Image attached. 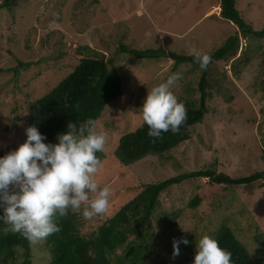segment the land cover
<instances>
[{
    "label": "rangeland",
    "instance_id": "rangeland-1",
    "mask_svg": "<svg viewBox=\"0 0 264 264\" xmlns=\"http://www.w3.org/2000/svg\"><path fill=\"white\" fill-rule=\"evenodd\" d=\"M216 3L218 0H0V158L26 142L32 120L30 105L65 79L84 55L96 54L90 57L107 61L111 71L126 74L123 95L106 106L98 122L108 143L96 179L101 187L108 185L113 191L109 210L92 220L77 213L75 226L80 235L95 230L147 183L202 168L230 177L264 173V40L258 42V50L243 40L232 24L220 18ZM235 6L254 30L264 28V0H235ZM235 32L238 52L244 50L243 55L234 71L229 64L224 66L229 79L224 91L208 101L210 113L189 128V140L163 158L150 156L122 167L114 151L122 135L144 123L139 110L147 91L179 72L182 78L172 92L176 95L184 83H190L191 94L200 70L185 64L173 69L172 62L163 58L139 61L122 53L120 47L162 49L184 56L195 51L209 54ZM195 196L201 203L188 212L186 206ZM179 210L187 215L179 227L191 238L185 245L191 252L202 235L213 236L224 223L254 259L264 256V174L247 186L226 188L210 184L208 179H195L164 191L151 221L145 223L151 227L144 236L145 245L158 246L138 264L162 258L169 264H182L164 253L174 239L181 241V233L173 227L169 234L168 226L160 224L164 214ZM28 253L30 264L51 260L41 244H30ZM121 253L118 250L111 258Z\"/></svg>",
    "mask_w": 264,
    "mask_h": 264
},
{
    "label": "trees",
    "instance_id": "trees-1",
    "mask_svg": "<svg viewBox=\"0 0 264 264\" xmlns=\"http://www.w3.org/2000/svg\"><path fill=\"white\" fill-rule=\"evenodd\" d=\"M218 2L216 4L219 5L220 18L232 24L240 32V37L253 43V47L258 50L261 47L258 42L264 40V28L257 31L251 24H247L235 6V0H218ZM237 32L235 36L228 37L214 52L209 53L212 62L207 70L199 68L194 62L193 55L184 56L162 49L140 50L120 47L122 53L127 52L139 61L147 62L163 58L172 62L173 69H180L178 66L185 64L189 69L200 70L197 82L192 84V93H189L191 84L184 83L176 94L187 110V120L180 127L179 133L172 134L169 131L162 134V139L153 141L147 134L148 126L143 123L136 131L122 135L118 140V148L114 151L122 167L131 166L150 156L163 158L189 140V128L202 123L205 115L210 113L208 101L212 100L215 94L224 91V82L229 80L223 69L224 66L229 64L234 71L236 61L243 55L244 50L240 54L238 52ZM94 55L96 54L91 52L89 55H84L65 79L47 95L30 105L32 116V120L29 121L30 127H36L39 133L46 137L45 143L57 144L59 142L57 136L66 133L70 121L79 125L91 117L99 122L106 106L123 95L122 87L126 74L124 72L121 74L117 70L111 71L107 61L90 57ZM96 155L99 159H103V153L97 152ZM263 174V172H255L248 176L230 177L212 168H202L147 183L113 215L107 216L104 223L84 236L78 233L75 226L77 213L69 209L67 215L63 217L57 215L56 223L60 231L50 235L41 244V248L51 256L48 264H138L148 259L158 246L155 243L145 245L144 236H148L147 231H151L149 224L145 225V223L151 221L158 207L159 197L164 191L195 179H208L210 184L226 188L247 186L261 180ZM200 203L201 198L195 196L187 204L186 210L194 212ZM184 216L187 215H183L180 210L164 214L160 224L164 227L168 226L169 234L174 227L175 231L181 233L178 240L186 239L190 243L189 234L181 231L179 227ZM4 228L5 225L0 222V264H30L28 259L30 243L18 233H5ZM150 235L153 236L151 232ZM211 237L218 241L220 247L232 253V264H264V256L254 259L226 224L222 223L218 229H215ZM172 247L173 244L164 249L166 256L173 257ZM179 248V255L175 258H178L182 264H194L196 250L191 252L185 244L181 247L179 244ZM118 250L122 251L121 255L112 259L111 257ZM20 253H23L22 256L18 255ZM152 264H169V261H164L162 258Z\"/></svg>",
    "mask_w": 264,
    "mask_h": 264
},
{
    "label": "clouds",
    "instance_id": "clouds-1",
    "mask_svg": "<svg viewBox=\"0 0 264 264\" xmlns=\"http://www.w3.org/2000/svg\"><path fill=\"white\" fill-rule=\"evenodd\" d=\"M193 57L201 70L212 62L211 55L200 51ZM181 78L179 72L172 73L147 91L139 114L153 141L169 131L178 134L187 120L184 103L171 90ZM26 135V142L0 158V222L5 233H18L36 246L60 231L56 217L69 209L86 220L108 212L113 191L96 179L103 167L96 153L105 151L108 135L98 130L96 119L89 117L79 125L70 121L57 144L45 143L34 126ZM180 243L189 242L174 240L173 258L179 255ZM194 264H232V253L204 234L196 242Z\"/></svg>",
    "mask_w": 264,
    "mask_h": 264
},
{
    "label": "crops",
    "instance_id": "crops-1",
    "mask_svg": "<svg viewBox=\"0 0 264 264\" xmlns=\"http://www.w3.org/2000/svg\"><path fill=\"white\" fill-rule=\"evenodd\" d=\"M220 10V9H219ZM219 10H218V12H219Z\"/></svg>",
    "mask_w": 264,
    "mask_h": 264
}]
</instances>
